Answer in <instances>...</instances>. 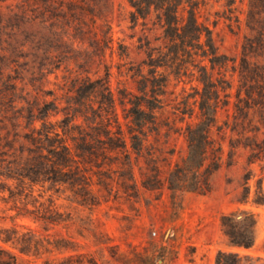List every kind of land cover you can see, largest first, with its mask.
<instances>
[{
	"label": "rangeland",
	"instance_id": "obj_1",
	"mask_svg": "<svg viewBox=\"0 0 264 264\" xmlns=\"http://www.w3.org/2000/svg\"><path fill=\"white\" fill-rule=\"evenodd\" d=\"M61 1L65 0H38L31 21L23 14L24 0H0V115H10L14 105L21 106L18 101L27 89H33L41 101H50L54 94L62 93V76H69L81 65L92 67L87 68L91 76L94 67L99 66L102 75L104 66H111V89L121 98L124 88L137 91L133 82L137 69L149 74L151 57L156 58L159 50L168 52L154 12L135 25L128 0H77L78 10L72 16L61 13ZM199 19L213 29L219 53L227 57L215 76H224L226 83H231L226 90L229 103L217 114L214 136L222 145V165L211 178V190L200 194L172 192L165 186L146 189L140 184L139 166H145L140 157L134 166L139 189L136 197L100 196L98 204L87 205L58 183L52 188L36 185L33 195L37 202L31 197L26 205L17 202L21 213L25 207L44 212L52 204L57 212L53 224L15 215V204L4 192L5 199L0 196L1 236L5 235L2 229H11L16 223L21 241L39 239L44 244V238L58 240L57 248L38 254L22 244L21 249L0 240V245L15 255V264H41L47 257L76 252L93 253L105 264H139L131 260L133 249L143 252L153 249V244L164 247V264H216L219 251L264 258V204L253 202L261 188L264 193V156H250L251 149L246 146L255 135L264 140V0H205ZM106 35L111 37L108 46ZM167 72L164 105L157 110L160 134L154 138L152 132L144 149V153L155 151L166 157L159 161L164 170L186 153V121H197L195 115H186L182 121L177 116L174 122V105L183 95H193L201 88L195 76L178 77L171 68ZM125 107L117 100L122 122ZM247 175L251 177V196L248 203L239 204ZM6 183L0 178V187L5 188ZM237 208L251 209L258 217L255 243L249 249L234 247L222 230L221 216Z\"/></svg>",
	"mask_w": 264,
	"mask_h": 264
},
{
	"label": "trees",
	"instance_id": "obj_2",
	"mask_svg": "<svg viewBox=\"0 0 264 264\" xmlns=\"http://www.w3.org/2000/svg\"><path fill=\"white\" fill-rule=\"evenodd\" d=\"M204 1L128 0L131 21L136 25L139 19L145 20L154 12L168 45V52L159 50L156 58L150 54L149 74H144L141 68L136 70L134 76L138 77L133 82L137 91L124 88L121 98L116 97L111 89V66L105 65L102 75L96 66L91 76L87 68L92 67L81 65L70 71L69 76H62V93L54 94L50 101H41L33 89H27L18 101L22 102L21 106L14 105L10 115H0V178L7 181L5 188L0 187V196L5 199L1 194L7 192L6 198L15 204V215L32 216L44 223L56 222L57 212L52 204L44 212L36 207H25L23 213L18 211L17 202L26 205L29 197L37 202L33 195L36 185L52 188L58 183L65 184L71 197L87 205L98 204L100 196L136 197L139 189L134 166L140 157L145 162V166H139L140 184L146 189L165 186L172 192L200 194L211 190V178L222 165V145L214 136L217 114L229 103L226 90L231 83H226L224 76L220 79L215 76L216 68L225 65L227 57L219 53L213 29L199 19ZM24 2L23 14L32 21L37 14L38 0ZM62 2L61 13L68 16L77 13V0ZM105 38L108 46L111 37ZM168 68L178 77L195 76L201 88H196L193 95H183L174 105L177 111L174 122L177 116L182 121L186 115L189 118L195 115L197 121H186L183 130L186 153L172 166L168 163L170 167L164 170L159 161L166 157L155 151L144 153V149L152 132L154 138L160 134L157 110L164 105ZM117 100L126 106L124 122L118 115ZM57 115L60 117L51 119ZM254 137L246 146L251 149L250 156L259 158L264 156V140ZM250 178L249 175L245 178V192L239 204L249 202ZM253 202L257 206L264 204L262 188ZM257 223V214L251 209L237 208L221 216L222 230L237 248L249 249L254 245ZM16 226L14 223L11 229H2L5 235H0V240L20 245L21 249L22 244L34 254L42 250L51 252L58 247L57 239L44 238V244L39 239L21 241ZM151 248L143 252L133 249L131 260L139 264H164L165 256L161 254L164 247L153 244ZM15 263V255L0 245V264ZM41 264L105 263L93 253L76 252L60 258L47 257ZM216 264H264V258L238 251H219Z\"/></svg>",
	"mask_w": 264,
	"mask_h": 264
}]
</instances>
